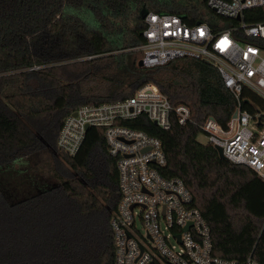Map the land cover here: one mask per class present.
<instances>
[{"label": "trees", "instance_id": "1", "mask_svg": "<svg viewBox=\"0 0 264 264\" xmlns=\"http://www.w3.org/2000/svg\"><path fill=\"white\" fill-rule=\"evenodd\" d=\"M206 2L0 0V264H114L119 175L104 128H88L74 156L57 141L80 106L123 100L149 83L172 106H188L191 120L182 125L172 114L169 129L147 115L119 123L162 141L167 165L160 171L191 191L215 255L264 264V180L197 139L208 117L226 125L237 108L218 69L188 57L138 64L148 12L214 29L240 23ZM242 20L264 23V6L245 10ZM243 95L264 107L251 90Z\"/></svg>", "mask_w": 264, "mask_h": 264}, {"label": "built area", "instance_id": "2", "mask_svg": "<svg viewBox=\"0 0 264 264\" xmlns=\"http://www.w3.org/2000/svg\"><path fill=\"white\" fill-rule=\"evenodd\" d=\"M221 18L214 29L208 22L189 24L182 16L148 12L144 17L145 44L138 47L144 67L188 57L213 64L237 108L226 125L208 117L201 126L208 143L221 147L231 162L253 169L264 180V107L243 95L247 88L264 103V23L243 22V12L264 6V0H207ZM250 103L255 112L243 105ZM76 112V115H74ZM68 115L58 147L70 156L80 150L91 126L104 128L109 153L116 158L120 199L111 219L114 264H261L251 256L240 261L213 252L211 229L194 198L178 177H166L162 141L120 121L147 115L163 129L175 114L180 124L191 120L186 105L172 106L152 83L133 96L114 102L87 104ZM236 113V116L234 114Z\"/></svg>", "mask_w": 264, "mask_h": 264}, {"label": "water", "instance_id": "3", "mask_svg": "<svg viewBox=\"0 0 264 264\" xmlns=\"http://www.w3.org/2000/svg\"><path fill=\"white\" fill-rule=\"evenodd\" d=\"M237 19L240 20V16ZM138 64L140 66H143V61L140 59ZM74 115H76V112H74ZM234 116H236V113L234 114ZM216 148H217L220 156L223 157V158H226V156L224 155L223 149L221 147H219V146H217Z\"/></svg>", "mask_w": 264, "mask_h": 264}, {"label": "rangeland", "instance_id": "4", "mask_svg": "<svg viewBox=\"0 0 264 264\" xmlns=\"http://www.w3.org/2000/svg\"><path fill=\"white\" fill-rule=\"evenodd\" d=\"M198 141L203 143V144H207L208 143V139L207 137L205 136V134L201 133L198 135Z\"/></svg>", "mask_w": 264, "mask_h": 264}]
</instances>
